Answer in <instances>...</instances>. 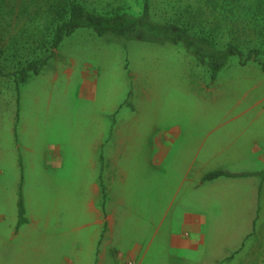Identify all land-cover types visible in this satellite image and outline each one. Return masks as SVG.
<instances>
[{"label": "rangeland", "instance_id": "rangeland-1", "mask_svg": "<svg viewBox=\"0 0 264 264\" xmlns=\"http://www.w3.org/2000/svg\"><path fill=\"white\" fill-rule=\"evenodd\" d=\"M15 1L16 10L24 7L25 12L16 11L12 21L0 15L3 69L13 71L31 58L45 57L50 52L53 56L39 74L30 75L17 88L12 78L0 77V198L5 183L15 190L13 179L22 178V159L26 189L31 191L33 200L38 197L44 202L52 201V197L46 199V193L53 188L64 212L76 206L78 209L84 200L76 194L78 179L89 173L84 164L88 160L86 144L98 135L103 117L108 116V140L124 137L129 149L124 165L128 180L123 189L131 193L132 200L130 197L127 200L137 208L139 219L130 216L127 231L140 229L139 241L146 243L145 238L150 236V231L145 229L150 219L147 214H154L156 222L169 207L168 219H172L181 201L184 215L189 219L186 222H191L197 197L194 192L189 195L185 186L179 189L182 146L194 138L196 130L204 131L229 121L236 110H264V0H148L147 20L151 23L182 27V23L188 22L191 33L209 35L219 50L230 41L243 55L250 48L259 50L258 62L244 66L239 64L238 57H229L214 80L210 78L207 65L188 52L182 41L162 42V36L146 30L127 37L112 33L98 36L90 28H81L52 51L47 23L39 12L44 0ZM73 1L98 15L126 14L134 19L142 17L144 4V0ZM200 49L204 55L211 52L203 46ZM85 79L91 81L85 83ZM93 94L95 100L90 101ZM134 106L138 115H131ZM114 108L116 111L110 117ZM250 116L243 118L246 119L244 125L249 124V127ZM259 118L253 120L250 129L246 128L242 134L244 139L264 132V113ZM116 121L121 122L120 134H114ZM226 124L235 126L233 122ZM159 141L165 146L164 150L155 156L158 158L156 166L149 165L150 170H147L146 145ZM18 144L28 148L22 149L23 156L18 152ZM109 158L105 156V169L109 175H114V162ZM255 162L248 167V172L260 179L261 188L254 192V198L251 181L242 185L237 182L220 185L212 193L213 200L209 193L203 195L200 204L205 215H210L209 203L213 204L214 211V218L206 219L204 240L207 245L216 244L217 250L214 246L211 255L207 248L205 256L200 258L182 253L185 258L182 264H211L207 258L210 256L223 259L226 253L238 247L243 232L250 228V216L252 226L244 249L238 252L237 248L231 258L239 257L243 264H264V165ZM235 168L241 169L239 165ZM138 176L143 177L138 180ZM252 199L260 202L259 215L251 212ZM64 212L59 213L60 225L41 230L39 236L66 238L69 234L67 219L72 220L69 217L74 214ZM175 228L176 232L181 229L179 224ZM184 236L194 240L189 230L184 231ZM161 239L162 236L158 240ZM18 244L13 240L8 243L5 249L8 259L4 260L0 248V264H21L25 256L32 257L28 251L19 261ZM162 262L154 264H178L175 260Z\"/></svg>", "mask_w": 264, "mask_h": 264}, {"label": "crops", "instance_id": "crops-1", "mask_svg": "<svg viewBox=\"0 0 264 264\" xmlns=\"http://www.w3.org/2000/svg\"><path fill=\"white\" fill-rule=\"evenodd\" d=\"M89 81L91 80L85 79V83ZM89 100L94 101L95 95L89 97ZM112 111L110 117L114 115L116 108ZM236 111L230 116L229 121H224L222 124L204 131L196 130L193 139L185 138L186 140L190 139L192 142L188 141L182 146V157L180 158L182 161V175L179 181V189L182 190L185 186L189 195L194 192L197 197V199L195 198L196 206L193 205L194 217H191V222H186L189 219H186L184 215L185 210L182 208V201L179 203V208L172 219H168L169 207L162 211V214L159 215L162 218L156 222L154 221V214H147L150 219L146 223L145 229L148 232L150 231V236L145 238L146 243L139 241L142 233L138 231L140 229L127 231V228H129V224L126 223L127 219L130 216L139 219L137 208L133 207L134 204L127 200L131 193L123 189L128 180L124 165H126L125 159L129 149L126 147L127 143H124L126 141L124 137L118 136L114 141L108 140V116H106L107 118L103 117V126L99 129L98 135L90 139L88 137L87 140H89H86L88 160L84 164H86L89 173L78 179L76 194L84 198L83 202L79 203L78 209L76 206L65 209L64 212V209L60 208L58 194L57 192L54 193L53 188L46 193V199L52 197V201L47 200L44 202L38 200V197L33 200L30 196L31 191L26 189L25 164L23 165L20 158L23 170L22 178L15 176L16 179H13L15 190H11L10 184L5 183V191L0 198V248L3 252V260L8 259L5 249L11 240L19 243V251L17 250L19 261L23 255H27L28 251L31 253L30 256L32 257L28 259V256H25L20 261L21 264H126L127 262L132 264H154L165 260H175L178 264H182V261H185L182 253L200 258L201 255L205 256V251L208 248L212 255L214 246L217 250V245L209 243L208 247L205 243L204 238L207 231H205L204 226L208 224L206 219L210 221L214 218L213 204H207L210 207V215H205L203 211L205 209L200 204L201 201L203 202L201 200L204 198L203 195L209 193L212 198L214 189L220 185L229 184L228 182H237L242 185L251 181L253 198L254 192H259V188H261L258 184L259 177L256 174H250L248 167L256 163L255 161H258V164H262V166L264 165V132H257L246 139L243 138L242 134L252 127L254 119L262 117L264 110L258 112L247 109ZM103 112H105V109ZM138 113L136 106H134L131 115H138ZM202 114L210 113L202 112ZM247 114L252 115L250 116L252 117L250 127L249 124L248 126L244 125L246 119L243 118H246ZM241 119L242 122L239 123ZM228 122H233L235 126H227L226 123ZM120 123L119 121L114 123V134L122 132ZM147 141L148 138L146 143ZM164 147L160 144V141L153 143L151 146L146 145L147 159L145 162L147 164L145 165L147 170L156 166L155 164L158 163L156 155L162 152ZM22 149L28 150V148L19 145L18 152H21V154ZM106 155H108V158L111 157L109 158L111 162H114V165L110 162L116 170L114 175H109V171L107 172V169H105L107 167ZM54 159L56 160V156H54ZM149 165L151 166L149 167ZM238 165L241 169L235 168ZM95 170L96 174L94 175ZM216 170L224 171L231 176H222L212 181L202 182L204 175ZM142 177L138 176V180ZM20 184L26 222L17 227L18 187ZM102 186L105 189V201ZM130 200H132L131 197ZM259 208L260 202H255L252 199L251 212L255 211L256 215H259ZM66 210L74 214V216L69 217L72 220L66 218L67 233H69L66 238H43L39 236L38 233L41 230L60 225L59 213L60 211L66 213ZM206 210H208V207ZM149 211L147 209V212ZM251 220L252 217L250 216L248 220L250 228L243 232V236L238 243V252L244 249L246 236L252 226ZM176 224H179L181 228L179 232H176ZM134 225H137V223ZM185 230H189L194 235L193 241L184 236ZM161 236L162 239L158 240ZM237 248L233 249L231 253H226L223 259H214L213 256L207 258L211 260V264H243L239 257L236 259L231 258L232 253ZM9 253H11V248Z\"/></svg>", "mask_w": 264, "mask_h": 264}, {"label": "trees", "instance_id": "trees-1", "mask_svg": "<svg viewBox=\"0 0 264 264\" xmlns=\"http://www.w3.org/2000/svg\"><path fill=\"white\" fill-rule=\"evenodd\" d=\"M15 0H0V15L8 16L12 21L15 12H25L24 7L19 10L15 8ZM10 6V7H9ZM46 24L49 45L54 51L62 41L81 28H90L98 36L112 33L120 36L135 37L141 30L149 33H156L162 36V42L178 43L182 41L184 48L191 52L203 65H207L210 71V78L214 80L217 73L227 64L231 56L239 58V64L244 66L248 62H258L259 50L250 48L243 55V52L232 41L228 42L223 50H219L217 43L209 35H197L191 33L188 22L182 23V27L173 24H154L147 20L149 14L148 0H144L142 17L134 19L126 14L98 15L88 12L85 8L73 0H44L39 8ZM9 21V22H11ZM237 40V39H235ZM211 49L204 55L200 47ZM45 47V45H44ZM42 47V48H44ZM53 56L50 52L45 57H33L15 68L13 71H5L0 63V77L12 78L16 88L20 83L25 82L30 75H37ZM231 176L224 171L216 170L203 176L202 182L212 181L219 177ZM104 201L106 198L105 189L102 186ZM18 222L17 227L26 222L24 218V203L21 188L18 190Z\"/></svg>", "mask_w": 264, "mask_h": 264}, {"label": "built area", "instance_id": "built-area-1", "mask_svg": "<svg viewBox=\"0 0 264 264\" xmlns=\"http://www.w3.org/2000/svg\"><path fill=\"white\" fill-rule=\"evenodd\" d=\"M126 264H132L131 262H127Z\"/></svg>", "mask_w": 264, "mask_h": 264}]
</instances>
